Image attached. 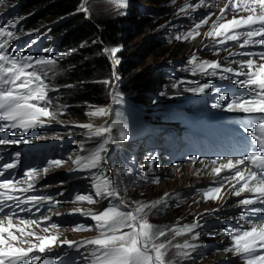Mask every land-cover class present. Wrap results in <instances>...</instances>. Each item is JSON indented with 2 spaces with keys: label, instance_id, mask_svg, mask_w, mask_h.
<instances>
[{
  "label": "snow or ice",
  "instance_id": "snow-or-ice-1",
  "mask_svg": "<svg viewBox=\"0 0 264 264\" xmlns=\"http://www.w3.org/2000/svg\"><path fill=\"white\" fill-rule=\"evenodd\" d=\"M125 2L126 0H117L121 6ZM214 7H218V15L211 11ZM199 9L209 11L188 32L178 34L175 38L195 40L201 35V27L211 21L208 31L203 33L210 40L205 48L214 50L216 55L226 51L228 56L224 60L237 56L241 59H232L225 65L221 60H201L193 54L185 70L193 75L218 77L221 81L233 82L244 90V94L229 97L226 91L216 89L219 94L213 107L255 117L254 120L242 122L243 131L252 140L251 150L227 158L218 156L210 161L200 160L205 169L210 168L208 174L218 185L200 190L202 199L219 201L221 204L220 209L206 210L204 215L211 216L222 210L224 201L229 196L239 198L233 207L239 209L240 214L229 216L228 220L235 219L240 226L233 227L230 231L221 228L218 233L209 235L229 237L231 244L222 251L240 258L242 264H264V0H224L222 7L218 6L216 0L211 4L206 0H199L198 3H188L186 0L179 7L178 14L187 16L189 12ZM79 10L85 13L89 11L86 0H82ZM214 15L216 18L213 20ZM19 23L20 20H8L6 24L0 25V133L5 136L17 135L13 131L17 129L19 135L23 136L44 125L62 123L58 120V116L63 114L62 108H53L49 96L50 92L58 89L52 88L48 82L49 73L55 75L53 69L58 57L37 58L22 54V51H9L12 42L20 39L14 30L9 29H16ZM229 42L239 49L259 47L261 50L233 51L227 47ZM102 51L114 58L119 50L113 47ZM233 77L236 79L233 80ZM117 79L113 73L111 78L104 79L102 83L111 87ZM192 83L194 86L185 88V91L199 95L214 88L211 83ZM176 86L177 84H173V87ZM110 94L115 99V93ZM220 102L225 103L222 105ZM86 115L92 120L107 118L109 107L90 106ZM118 124L119 121L113 120L102 124L88 122L76 125L87 130L89 140L99 138L101 142L94 150L87 155H77L74 159H50L43 167L27 166L19 177L14 170L21 164L20 154L16 153L8 161H4V157L0 155V264H45L46 257L49 264L52 257L56 264H65V257L56 251L60 249L63 252V246L75 249L77 253L81 249H88L87 255L81 256L82 264H173L167 258L170 249H175V256L181 260H190L197 249L203 247L190 243L187 239L182 244H173L172 240L167 239L169 234H173L175 238L192 233V240L199 239L203 233L195 230L207 227L201 219L171 228H161L149 221L148 216L154 211L158 212L161 205L169 208L170 193L149 203L133 201L129 204L121 196L118 180L102 171L108 145L114 144L116 140L129 139L123 125L120 126L118 136L112 135ZM32 135L33 139L0 138V146L32 144L34 140L49 138L34 133ZM52 138L62 139L60 136ZM79 147L81 152L85 150L83 142ZM189 160L195 163L197 158L191 156ZM69 161L74 166L69 169L70 172H91L92 193L77 194L73 202L101 205V210L77 207L68 213L94 221L92 225L77 223L72 226V230L76 232L96 231L97 235L83 241L62 238L60 225L51 222L52 215L59 216L61 213H53L51 207H48L49 215L42 213L43 206L57 205L59 200L51 195L29 194L35 192L38 182L53 169H59ZM154 163V159H149V169ZM131 171L130 168H117L115 174L118 177L121 172ZM226 171L229 175H222ZM199 172L198 169L197 174ZM152 182H158V178ZM104 202H107V206H103ZM21 213L25 215H20ZM36 213L41 214L35 217Z\"/></svg>",
  "mask_w": 264,
  "mask_h": 264
},
{
  "label": "rangeland",
  "instance_id": "rangeland-1",
  "mask_svg": "<svg viewBox=\"0 0 264 264\" xmlns=\"http://www.w3.org/2000/svg\"><path fill=\"white\" fill-rule=\"evenodd\" d=\"M93 6L98 9L97 14L107 16H129L130 20H137L138 17L136 14L144 15L145 13L141 12L140 10L143 9L145 12L151 11L152 15L156 17L158 25L155 26H149L146 28V33L140 38H136L135 40H132L131 42H127L125 40V45H120V47H115L119 51L117 52L116 56L112 59V64L114 66V69H112V73H116L118 79H120V85L122 83H125L127 80V74L126 72L122 71L118 72L117 68H120L119 65L121 64V60L119 59L118 53L120 51H123L125 53L126 57L133 56V54H136L141 47L142 44H144L145 40L149 39H156V41L160 40L163 41L166 45L170 46L174 43H171L168 39L170 34L172 33L173 29L170 30L173 26L175 27V20L177 18H181L182 16L187 18L185 15H179V7L183 6L186 2V0H152L151 2H143V0H126L125 5L121 6L117 3V0H92ZM190 0H187V2ZM194 3H198L199 0H193ZM139 3V4H138ZM190 3V2H188ZM141 4V5H140ZM90 5V0H86V7ZM8 5H2L0 7V11L7 9ZM89 15L91 13L90 8H88ZM207 13L209 9H206ZM212 12L216 13V7L214 9H211ZM140 12V13H139ZM206 13V14H207ZM204 14V15H206ZM204 15L200 18L203 19ZM190 18H194V16H190ZM216 17L215 15L212 16V19L214 20ZM211 21H209V24L205 26V28L200 29L201 35L198 36L195 40H179L182 45H180V48L178 50L177 56L174 59H171L174 63V67L184 69L187 64L189 58L195 54L198 58L201 59H210L212 52H207V49L205 48L206 45L210 44V41L206 40V37L203 35L204 32L208 31L210 27ZM43 28H48L47 24H39L38 27L32 28L33 30L28 31H18V29H15V32L17 36L20 37V39L15 40L12 42V45L18 46V47H24L28 50H32V44L35 43L38 38H41L45 33H43ZM186 29H179L177 28L175 32L172 33V38L176 39L175 37L178 34L185 33ZM25 33H31V35H26ZM25 34V35H24ZM134 36V35H133ZM132 36V37H133ZM177 40V39H176ZM165 45V46H166ZM167 47V46H166ZM11 49V48H10ZM167 51V54L169 53L170 48ZM211 54V55H210ZM166 61L164 57L159 56L155 57L152 54L144 56L142 61L139 62L140 68H147L152 67L157 64H164ZM124 72V73H122ZM179 70L176 72L178 74ZM183 72V71H182ZM129 74V73H128ZM113 85V84H112ZM111 85V86H112ZM185 88H187L186 85L183 86V90L179 95H182L185 93ZM172 96L170 94L166 95L167 98H171ZM152 100V96H150ZM174 102H178L176 100V97ZM153 102H142V104L145 105L144 109H141L139 112L136 111V113H132V111L127 108L122 103H116L114 105V115L110 121L116 120L119 121V124L116 128L113 129L112 135L118 136L120 131V126L123 125L124 127H128L131 125V123H134V136L138 138L141 132H144V130H147L150 126L145 123L146 121L144 119V115L148 116L150 115V120L154 121V116L157 115L158 118L162 121V125L165 126H172L175 123H171L169 118H167L166 115L162 114L164 113V109L160 110H153L151 107V104ZM59 102H57L56 96H54L53 100V108H56L58 106ZM96 107V106H91ZM105 107V106H102ZM90 110V106L87 107L86 113ZM131 113V114H129ZM131 116V119H130ZM147 118V117H146ZM102 118H96L95 120H92V118L88 117L85 114V117L81 120H75L72 118L63 117L62 115L58 116V120L62 121V123H52L47 124L43 126L41 129H38L35 135L45 136L49 137L48 139L44 140H34L32 144L35 143H43L45 144L42 159L40 162H38L39 167H43L48 160L50 159H63L68 160V158L71 156L73 159L79 154V155H87L90 150L97 145L99 142H101L98 138H94L89 140L87 137V134H84V130L80 127H77L76 125L82 124V123H88V122H94L97 124H101ZM144 119V120H143ZM203 128V127H202ZM154 129V127H153ZM60 136L62 139H54L52 137ZM146 141L145 144H148L149 136L146 134L143 136ZM25 139H33V135L26 137ZM152 141V139H151ZM83 142L85 144V150L83 152L80 151V144ZM122 144V141L116 140L114 144L108 145L111 147V145L114 146V149L111 151V173L112 178L117 179L121 196L129 203L131 204L133 201H141L144 203H149L158 199H161L165 193H170L171 196L169 198V208H165L163 205L160 206L159 211H154L152 214L148 216V219L151 220L153 224L161 227V228H171L173 226H183L184 224H191L194 220L201 219L202 223L206 222V210H211L213 207V204L205 203L201 201V199L195 195L194 193H191L186 190V187H181L178 189H174V187L179 186L182 182L181 180L185 176V174H182L181 171L177 169H173L168 174L161 175L162 179L157 182L153 183L152 181L156 180L155 177V169H149V164L147 161V158H142L141 155H139V160L136 164V167L139 169L138 174L142 173V170L144 169L145 172L144 178L141 181H138L134 178V171H136V167L133 166L132 160H123L121 159L116 149L118 148V145ZM149 147V145H147ZM33 146H29L30 151L32 150ZM29 151V152H30ZM139 154V153H138ZM74 155V156H73ZM136 154L133 152V156ZM28 156H30L28 154ZM150 159H156L154 157H149ZM74 166L69 163L64 165L63 167L59 169H53L51 172L54 174H48L45 176L42 180L45 184L51 187H46L44 184L40 183L42 185L41 190H46L52 194L54 198L60 201L59 204L52 206V209L54 208H67L65 206L63 200L64 198L60 197L61 192H65V196L67 197L68 206L71 208L82 207V208H92L97 209L98 205H89L86 202L84 203H74V197L77 194H90L92 193L91 189V172L85 171H69L70 168H73ZM187 167L181 166L180 168ZM117 168L123 169V168H130L132 169L129 173L121 172L120 175L117 177L115 174V170ZM95 171V170H93ZM66 172V173H64ZM154 172V173H153ZM106 175H109L108 172H104ZM181 173V174H180ZM190 174V173H189ZM193 175V173H192ZM152 176L153 178H151ZM194 178V177H192ZM56 179V180H55ZM55 180V181H54ZM127 180H130V182H126ZM62 182V183H61ZM39 185V184H37ZM59 187V188H58ZM145 189H148L147 191ZM84 192V193H83ZM176 202H173V201ZM74 205V206H73ZM76 207V208H77ZM64 212V211H62ZM67 212V211H66ZM162 218H160V215ZM217 215V214H215ZM75 218V221H61L59 222L60 227H64L61 230L62 238L75 240L80 237H88L90 238V235L94 234L96 231H86L84 233L80 234H74L72 233L68 227H72L74 224L77 223H85L86 225H92L94 224V221H91L88 217H81L77 218L78 216H72ZM62 219V218H61ZM67 220V219H66ZM195 231H200L203 234L201 237L197 240H192V234H186L184 236H178L173 238V234H169L167 236V239L172 240L173 244L176 243H183L185 239L189 240L190 243H196L203 245V247L198 248L197 252L194 253L192 258L190 260H181L180 258L175 256V249H170L168 259L173 261V264H221L219 261L215 258V253H208L205 250V241L208 238L209 235V227H203L200 229H196ZM95 235H97L95 233ZM94 235V236H95ZM162 240L165 238H161ZM229 259L228 255L225 260Z\"/></svg>",
  "mask_w": 264,
  "mask_h": 264
},
{
  "label": "trees",
  "instance_id": "trees-1",
  "mask_svg": "<svg viewBox=\"0 0 264 264\" xmlns=\"http://www.w3.org/2000/svg\"><path fill=\"white\" fill-rule=\"evenodd\" d=\"M81 1H1L2 5L4 2L9 4L7 10L9 18L20 20L18 27L22 30L37 28L39 24L48 25V29L44 31L48 38L41 51L45 57H58L53 69L55 75L50 72L48 77L50 86L58 90L50 94L56 96L58 106L63 111L62 116L75 120L85 117L88 106H102L107 103L110 87L102 81L111 78L112 68L109 59L102 51L104 46L118 48L125 40L131 42L141 38L147 32V27L158 25L151 11L145 12L144 9L141 11L145 13L144 15L136 14L137 20H130V15L128 17L99 15L92 0L88 5L91 10L89 19H85L84 13L78 10ZM151 1L143 0L144 3ZM175 31L173 29L172 33ZM172 33L168 39L174 44L170 46L160 40L147 39L133 56L126 57L123 51L118 53L121 60L120 68H117L118 72L122 70L127 74L126 82L122 83L118 90L132 101H152V106L160 101L170 102L169 98H165L167 94L175 99L174 97L181 92L179 88L181 83L178 79L182 77L181 73L186 67L184 69L178 68L179 65L174 67L175 62L171 60L177 56L182 45L179 40L172 38ZM93 41L97 42L93 43ZM165 45L171 50L168 54L169 49ZM49 49L52 51L51 54ZM149 54L155 57L162 56L169 61L140 68L139 62ZM173 67L179 70L178 74ZM173 84L177 86L173 87ZM68 85L72 87H67Z\"/></svg>",
  "mask_w": 264,
  "mask_h": 264
},
{
  "label": "bare ground",
  "instance_id": "bare-ground-1",
  "mask_svg": "<svg viewBox=\"0 0 264 264\" xmlns=\"http://www.w3.org/2000/svg\"><path fill=\"white\" fill-rule=\"evenodd\" d=\"M220 2H222V1H220ZM220 2H218L217 4H218V6H220L221 4H220ZM15 46H16V44H15ZM173 69H174V71H178L176 68H174L173 67ZM166 102V101H165ZM134 109H136L137 110V107H135ZM129 114H131V113H129ZM97 124V123H96ZM156 131V130H155ZM158 136H159V134H156L155 136H153L152 138L153 139H155V138H158ZM176 143L177 144H179V141H176ZM41 148H42V145H40V144H37L36 146H35V148H34V152H33V154H32V157H33V159L34 160H36V159H39L40 158V155H41ZM74 156V155H73ZM71 157V156H70ZM167 162H165V164H166ZM164 167H167V166H164L163 165V167L162 168H160V169H164ZM177 170H179V171H181V173L182 174H185V176L183 177V179L181 180L182 182L180 183V185L179 186H176V187H174V189H178V188H181V187H191L192 185H195V184H198L199 182H202V178H205L206 177V175L209 173V171H210V168L209 169H205L204 167H203V165L201 164V163H199V164H195V165H187V167H182V168H180V167H177L176 168ZM200 170V172H199V175H195V176H193L192 175V173L193 174H197V170ZM227 172V171H226ZM180 173V174H181ZM190 173V174H189ZM226 175H229V174H226ZM192 177H194V178H192ZM41 181L44 183V181L41 179ZM47 187H51V186H47ZM59 188V187H58ZM65 204V203H64ZM74 206V205H73ZM77 207V206H76ZM75 207V208H76ZM232 207H233V205H232ZM71 209H74V208H62V210H53V213H55V212H59V213H61L62 215H59V216H56V215H52V217L53 218H55V219H61V218H63L64 217V215H66V214H68L69 212H71ZM62 211H64V212H62ZM67 211V212H66ZM216 257V259L219 261V262H221V261H223V260H225L226 258H227V255L224 253V252H220V253H217L216 255H215Z\"/></svg>",
  "mask_w": 264,
  "mask_h": 264
},
{
  "label": "clouds",
  "instance_id": "clouds-1",
  "mask_svg": "<svg viewBox=\"0 0 264 264\" xmlns=\"http://www.w3.org/2000/svg\"><path fill=\"white\" fill-rule=\"evenodd\" d=\"M88 18H89V15H88ZM125 42H123V45H125L124 44ZM104 48H108V47H105L104 46ZM103 48V49H104ZM111 48H113V47H111ZM106 55V57L109 59V63L111 64V68L112 69H114V66H113V64H112V59H111V57L109 56V55H107V54H105ZM116 74V73H115ZM112 75H113V73L111 72V77H112ZM117 76V75H116ZM119 85H120V79H117L116 81H115V83L111 86V87H113V88H118L119 87ZM121 93H123L122 91H121ZM120 93V94H121ZM116 97V96H115ZM109 98V97H108ZM112 100H113V96L110 98V101L112 102ZM128 100L129 101H131V102H133L130 98H128ZM108 101V100H107ZM114 103V102H113ZM96 107H98V106H96Z\"/></svg>",
  "mask_w": 264,
  "mask_h": 264
},
{
  "label": "water",
  "instance_id": "water-1",
  "mask_svg": "<svg viewBox=\"0 0 264 264\" xmlns=\"http://www.w3.org/2000/svg\"><path fill=\"white\" fill-rule=\"evenodd\" d=\"M86 19H89L88 16H86Z\"/></svg>",
  "mask_w": 264,
  "mask_h": 264
}]
</instances>
